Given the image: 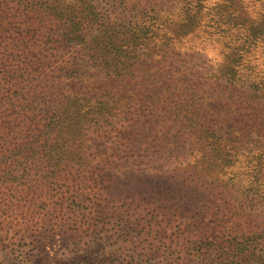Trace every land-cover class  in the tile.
I'll return each mask as SVG.
<instances>
[{
	"label": "trees",
	"instance_id": "1",
	"mask_svg": "<svg viewBox=\"0 0 264 264\" xmlns=\"http://www.w3.org/2000/svg\"><path fill=\"white\" fill-rule=\"evenodd\" d=\"M30 1L34 3V0ZM38 1L46 3L53 11L37 13L36 23L30 28L6 30L11 35L18 33L21 36V43L11 36L8 40L11 48L20 46L26 57L19 63H12L17 70L15 76L7 70L9 60H5L6 68L0 72V204H4L10 213L23 210L25 221L35 218L36 224L32 228L40 230L47 217L41 215L52 210L51 203L58 205L60 212L66 209L67 189L74 199H78L80 206L86 203L93 186L99 201L105 193L100 183L104 179L103 172L115 168L112 164L120 160L125 144L122 133L116 128L111 130V134L114 133L112 149L105 156L94 149L87 136L95 135L97 128L105 127L101 121H112L108 115H123V109L128 110L124 116L129 123L140 114L149 119L157 116L161 128L167 129L165 133L169 139L166 144L174 141L184 144L195 157V163L198 162L200 171L210 180L220 183L219 173L231 171L224 182L225 187L231 188L232 184L233 188L227 191L228 199L224 204L212 206L204 202L201 206L184 208V192H180L178 203L168 210L174 216L179 215V219L184 220L183 225L191 222L186 229L192 236L197 237L199 233L201 240L205 237L211 241L209 246L193 242L188 251V262L264 264V143L259 138L246 139L242 133L253 132L250 129L253 125L249 123L256 114H261L259 110L264 109V68L257 69L253 76L242 70L237 72L241 60L251 63L252 59H260L264 63V11L254 18L248 15L246 31L235 33L237 39H241L239 43L225 44L229 54L238 59L233 66L223 62L219 74L208 82L210 86L224 84V91L216 98L217 105L222 108L215 107L214 114L205 108L197 113V101L191 97L197 93L190 87L192 80L186 86L184 75L189 65L186 54L190 46L175 47L164 27H159L156 34L161 37V46L165 47L158 45L157 50L156 44L152 46L142 39L153 40L150 28L142 30V26L139 29L127 26L121 18L110 21L108 9L95 10L91 0ZM6 3L7 0H2L0 5ZM0 11L4 9L0 7ZM247 11L242 7L237 13L238 19L245 18ZM160 48L162 54L154 57ZM173 51L177 52L176 57L180 56L178 61L170 60L169 52ZM130 53L134 54L130 56ZM2 56L4 59L5 54ZM143 59L155 61L153 67L156 70H147L144 77L157 80L161 85L159 89L147 96L137 88H128L121 95L109 92L117 80L133 82ZM171 69L183 78L175 77L174 73L168 76ZM95 72L99 74L95 75ZM71 78L103 84L107 87L103 94L109 100L93 103L92 97L67 93L61 79ZM137 100L141 105L149 102L151 107L147 105L142 110L141 105H132ZM113 108L114 113L111 112ZM248 111L251 113H243ZM235 118L240 121L239 125ZM121 120L113 118L115 125ZM236 128L241 132L239 139L231 131ZM202 149L206 150L203 156ZM208 153H213L216 160L210 161L214 157L207 156ZM241 153L246 157L243 163H240ZM236 166L243 172L236 171ZM22 180L29 184L19 187ZM182 180L190 181L182 178L180 184ZM43 184L41 192L45 195L42 198L46 211L38 210L39 199L34 197L33 189ZM75 187L80 191L74 192ZM206 187L211 195L217 193L216 187ZM182 189L185 190L182 186L175 188L174 196ZM73 214V224L77 228L90 224V211L82 218L79 211Z\"/></svg>",
	"mask_w": 264,
	"mask_h": 264
},
{
	"label": "rangeland",
	"instance_id": "2",
	"mask_svg": "<svg viewBox=\"0 0 264 264\" xmlns=\"http://www.w3.org/2000/svg\"><path fill=\"white\" fill-rule=\"evenodd\" d=\"M57 1L59 0H52V3ZM91 1L95 10L108 9L110 21L121 18L127 26L138 27L137 29L142 26V30L150 28L152 32L149 34H152L153 40L142 39L152 46L156 44L157 50L162 42L161 37L156 34L159 27L168 30L175 47L182 44L190 46L186 54L189 65L184 72L187 78L186 86H189L192 80L190 87L197 95L192 94L191 97L197 101V113H201V110L205 108V111L212 110L211 113L214 114L215 107H219L216 98L224 91V84L210 86L208 82L212 81L210 78L219 74V66L223 62L233 66L238 59L229 54L225 44L239 43L241 39H237L238 35L235 33L245 32L249 19L264 11V0ZM241 6L248 10V14L245 18L238 19L237 13L241 11ZM0 7L4 9L0 11V72L6 68L5 60H9L7 70L15 76L17 70L12 63L21 62L26 57V53L20 46L11 48L9 36L15 38L17 43H21L22 38L18 33L11 35L6 30L30 28L36 23L37 13L53 10L46 3L43 4L38 0H34V3L30 0H7L6 5H0ZM249 14L253 17L249 18ZM221 15L223 18L219 20ZM119 23L118 20L117 24ZM177 32L180 35H176ZM87 35L89 36L90 33ZM67 50L70 51L71 48L68 47ZM3 54H5L4 59ZM132 54L134 53L129 55ZM161 54L160 48L159 53H156L154 57ZM169 54L170 60L174 59V62L179 60L180 56L176 57L177 52L173 51ZM257 62L261 63L257 65ZM153 64L155 61L143 59L138 68L137 78L133 82L117 80L109 88V92L113 91L121 95V92L128 88H137L145 96L150 95L161 86L157 80H147L144 77L147 70L148 72L156 70ZM237 68V72L242 70L253 76L258 72L257 69L264 68V63L260 59H252L251 63L241 60ZM173 73L175 77L183 78L173 69L168 76ZM189 73L190 76H188ZM97 74L99 73L95 72V75ZM170 79L171 77L167 82ZM61 80H64L67 93L92 97L93 103L97 100H109L105 97L107 95L103 94V90L107 88L103 84L94 85L86 79L79 78ZM146 88L149 91H145ZM132 105L141 104H138L137 100ZM147 105L151 107L149 102L143 103L142 110ZM115 111L113 108L111 112ZM127 111L123 109L121 112L124 114L120 117L108 115L112 121H101L105 127L97 128L95 135L87 136V138L90 137L94 149L105 156H108L112 149L114 133L111 134V130L115 128L119 130L124 139L122 142L125 144L124 152L120 153V160L112 164L115 168L103 172L104 179H101L100 183L104 186L105 193L99 201L93 186H91L93 191L91 190L90 195L87 196L86 203L80 206L77 203L78 199H74L73 193L67 189L69 198L65 204L66 209L60 212L59 206L51 203L52 210L46 211V205H43L45 199L42 198L45 195L41 192L44 184L41 187H33L34 197L39 199L38 210L46 211L41 217L47 216L40 230L32 228L36 224L35 218L29 222L25 221L26 216L23 210H14L10 213L4 204H0V229H3L0 232V264H191L188 262V251L193 242L198 241L204 246H209L211 241L208 238L204 237L201 240L199 233L195 237L186 229L190 227L191 222H187L186 226L183 225L184 220L179 219V215L174 216L168 210L178 203L180 192H184V208L187 205L201 206L204 202L212 206L224 204L226 198L228 199L227 191L233 188L232 184L231 188L225 187L224 182L231 171L219 173L220 183L215 182L214 179L210 180L203 171H200L198 162L195 163V157L187 151L184 144L178 141L166 144L169 139L168 134L165 133L167 129L161 128V122L158 123L157 116L149 119L140 114L129 123L125 120ZM259 112L261 114H256L249 123L253 125L250 128L253 132L249 133L247 130L242 133L246 139L259 138L260 142L264 143V109ZM113 118L122 120L115 125ZM234 121L239 125V120L235 118ZM231 131L234 137L238 139L241 137V132L239 133L237 128ZM248 145L253 146L252 143ZM205 152L206 150L202 149L201 156ZM92 154L95 156L94 150ZM207 156L215 155L208 153ZM239 158L240 163L246 159L242 153ZM210 159L208 160H216L215 157ZM235 169L243 172L240 166H236ZM182 178H188L190 181L182 180L180 184ZM27 184L29 182L22 180L19 187ZM181 186L185 190L177 191L174 196L175 188L181 189ZM206 186L216 187L217 193L211 195L208 190H205L208 189ZM73 191L80 190L75 187ZM20 201L24 204L23 199ZM75 211L80 212V218L90 211L92 213L90 224L77 228L73 224Z\"/></svg>",
	"mask_w": 264,
	"mask_h": 264
}]
</instances>
